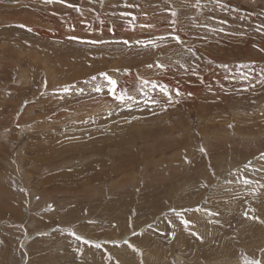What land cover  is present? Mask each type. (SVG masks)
<instances>
[{
  "label": "rangeland",
  "instance_id": "rangeland-1",
  "mask_svg": "<svg viewBox=\"0 0 264 264\" xmlns=\"http://www.w3.org/2000/svg\"><path fill=\"white\" fill-rule=\"evenodd\" d=\"M253 216L264 0H0V264H264Z\"/></svg>",
  "mask_w": 264,
  "mask_h": 264
},
{
  "label": "snow or ice",
  "instance_id": "snow-or-ice-1",
  "mask_svg": "<svg viewBox=\"0 0 264 264\" xmlns=\"http://www.w3.org/2000/svg\"><path fill=\"white\" fill-rule=\"evenodd\" d=\"M48 2L51 3V2H53V0H48ZM59 2L63 3L64 0H59ZM126 6H128V7H132L131 5H126ZM73 7H75V6H73ZM121 15H123V14H121ZM131 15H132V18H134L135 14L133 13V14H131ZM173 23H174V22H173ZM19 26H20V27H26L25 25H19ZM141 27H146V26L141 25ZM132 28H133V30L135 29L134 27H132ZM28 30L31 31L30 28H29ZM110 30H111V31H114V29H110ZM69 39H71V40H75V41H77V42H84V43H92V42H93V41H90V40H84L82 37H78V36H71V37H69ZM166 39H167V37H160V40H166ZM172 39H174L175 42L178 43V44H183V41H182L181 38H180L179 36H177V35H173V36H172ZM122 42H123L125 45H131V43H132L131 41H128V40H124V41H122ZM95 43H100V41H95ZM136 43H137L138 45H140V42H139V41H136ZM150 43H153L154 45H156L154 41H153V42H150ZM143 46H148V44L145 43V44H143ZM157 46H158V45H157ZM193 51H194V50H193ZM156 66H157L159 69H166V68H167V65H165V64H161V63H159V62H157ZM148 67L151 68L152 65H148ZM193 67H196V65H194ZM193 74H194V75H197L198 73L195 72V73H193ZM101 75L106 79V81H107V83H108V85H109L108 91H109L113 96H115L116 93H117V87H118V82H117V80L114 79L111 75H108L107 73H102ZM93 79H95V77H93ZM142 84H143L142 91H143V93H144V96L149 97L148 92H147V88H148L149 85H151V88H158L161 92L165 93V94H166V97H167V99H168V101H169V103H173V93H172V90H170V88H169V86H168L167 84H164V83H160V84H158L156 81H148V80H143V81H142ZM46 86H47V85H46V81H45V87H46ZM73 88H74L73 85L65 86V87H63L60 91H61L63 94L71 95ZM76 91H78V92H83L84 89L79 88V89H76ZM95 91L99 92V91H102V89L99 88V87H97V88L95 89ZM120 94H121V96H120L121 100H123V99H131V98H132L131 96L127 95L125 92H120ZM175 95H176L177 97H180V96L185 95V93H183V92L180 90V88L177 87V88H175ZM187 95H188V96H191V95H193V93H190V92H189V93H187ZM155 102H156V101H153V100L149 97V99H148V103L151 104V103H155ZM174 102H175V103H179L180 101L177 99V100H175ZM128 107H129V109H130V108H131V105H129ZM203 151H204L205 153L207 152L206 149H203ZM53 210H54V209H53ZM252 211H255V209H253ZM247 215H248V214L245 213V216H247ZM252 219H255V220H258V221L261 222V223H264V220H261V219H260L259 217H257V216H253Z\"/></svg>",
  "mask_w": 264,
  "mask_h": 264
},
{
  "label": "bare ground",
  "instance_id": "bare-ground-1",
  "mask_svg": "<svg viewBox=\"0 0 264 264\" xmlns=\"http://www.w3.org/2000/svg\"><path fill=\"white\" fill-rule=\"evenodd\" d=\"M35 22H36V23H39L38 21H35ZM49 22H50V21H49ZM41 23H43V22H41ZM50 25H51V24H50ZM42 26H44V24H42ZM64 26H65V25H64ZM61 27H62V26H61ZM121 27H122V26H121ZM52 28H53V27H52ZM34 29L37 30V31H39V33L43 30L42 27H39V26H37V25H34ZM43 31H45V30H43ZM43 31H42V32H43ZM46 31H47V30H46ZM46 31H45V32H46ZM51 31H52V30H51ZM57 31H58V30H57ZM71 31H72V30H71ZM54 32H56V31H54ZM99 32H100V31H99ZM99 32H98V33H99ZM103 32H104V31H103ZM48 33H49V31H48ZM52 33H53V32H52ZM56 33H57V32H56ZM56 33H55V34H56ZM46 34H47V33H46ZM50 34H51V33H50ZM53 34H54V33H53ZM65 34H66V33H65ZM40 35H41V34H40ZM48 35H49V34H48ZM94 35H95V34H94ZM52 36H53V35H52ZM130 36H131V35H130ZM201 51H202V50H201ZM10 67H11V66H10ZM127 80H131V76H130ZM99 115H101V114H99ZM97 117H98V115H97ZM97 119H98V118H97ZM38 149H39V148H38ZM38 149H37V150H38ZM41 151H42V150H41ZM39 153H40V151H39ZM41 153H42V152H41ZM113 157H114V156H113ZM40 159H41V158H40ZM85 159H86V158H85ZM51 162H52V161H51ZM151 253H152V252H151ZM145 254H146V253H145ZM149 255H150V254H149ZM150 257H151V256H150ZM143 259H144V258H143Z\"/></svg>",
  "mask_w": 264,
  "mask_h": 264
}]
</instances>
